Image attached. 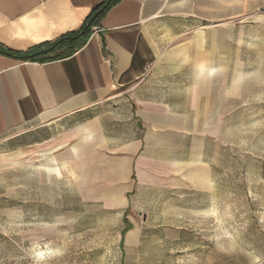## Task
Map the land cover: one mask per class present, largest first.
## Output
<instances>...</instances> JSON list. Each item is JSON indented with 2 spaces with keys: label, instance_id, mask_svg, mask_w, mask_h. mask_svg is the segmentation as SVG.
I'll return each instance as SVG.
<instances>
[{
  "label": "crops",
  "instance_id": "1",
  "mask_svg": "<svg viewBox=\"0 0 264 264\" xmlns=\"http://www.w3.org/2000/svg\"><path fill=\"white\" fill-rule=\"evenodd\" d=\"M103 4L82 48L43 60L67 53L47 45ZM187 9L186 0H0V139L14 164L33 168L41 205L74 206L72 194L118 212L128 233L143 207L215 195L231 143L220 111L227 127L234 87L213 86L218 65L191 60L177 41Z\"/></svg>",
  "mask_w": 264,
  "mask_h": 264
},
{
  "label": "rangeland",
  "instance_id": "2",
  "mask_svg": "<svg viewBox=\"0 0 264 264\" xmlns=\"http://www.w3.org/2000/svg\"><path fill=\"white\" fill-rule=\"evenodd\" d=\"M186 1L189 28L177 41L191 60L218 65L213 86L234 87L227 127L220 111L231 143L215 195L143 207L127 233L118 212L72 194L74 206L41 205L33 168L14 164L0 139V264H264V0ZM199 30L202 44L190 45Z\"/></svg>",
  "mask_w": 264,
  "mask_h": 264
},
{
  "label": "trees",
  "instance_id": "3",
  "mask_svg": "<svg viewBox=\"0 0 264 264\" xmlns=\"http://www.w3.org/2000/svg\"><path fill=\"white\" fill-rule=\"evenodd\" d=\"M105 6L106 5L103 4L100 7H98L91 14V16L85 21V23L82 25V27L78 31H76V32H74L72 34H69L66 37H63V38L59 39L58 41H55L53 43H48V45H47L48 46L47 49H50L52 47L57 48V47H61V46H65V47L69 46L70 48H69V51L67 53L60 54L59 56H57L55 58L47 57V58H45L43 60L45 62H48V61H50L52 59L56 60V59H61V58H65V57H68V56H72L77 50H79L80 48H82L87 43V39L89 38L91 29L95 25V23L97 22L98 18H96L92 22V24L90 26H87L88 25V22L97 13V11H99L102 7H105ZM109 6H110V3L106 6V9L109 8ZM102 13L103 12H101V14ZM44 52L45 53H48L47 50L44 51ZM25 58L26 59L35 60V58H33L32 56H29V53L28 54L26 53V57ZM127 224H129V222H127ZM124 232H126V230Z\"/></svg>",
  "mask_w": 264,
  "mask_h": 264
},
{
  "label": "water",
  "instance_id": "4",
  "mask_svg": "<svg viewBox=\"0 0 264 264\" xmlns=\"http://www.w3.org/2000/svg\"><path fill=\"white\" fill-rule=\"evenodd\" d=\"M100 12H101V10L100 11H98L92 18H91V20L89 21V23H88V26H90L91 24H92V22L95 20V18L100 14Z\"/></svg>",
  "mask_w": 264,
  "mask_h": 264
},
{
  "label": "bare ground",
  "instance_id": "5",
  "mask_svg": "<svg viewBox=\"0 0 264 264\" xmlns=\"http://www.w3.org/2000/svg\"><path fill=\"white\" fill-rule=\"evenodd\" d=\"M133 237L132 235H130V238Z\"/></svg>",
  "mask_w": 264,
  "mask_h": 264
}]
</instances>
